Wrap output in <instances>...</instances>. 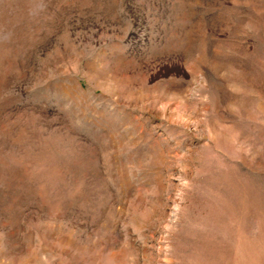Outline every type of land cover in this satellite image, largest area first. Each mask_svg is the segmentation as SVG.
<instances>
[{
  "label": "rangeland",
  "instance_id": "obj_1",
  "mask_svg": "<svg viewBox=\"0 0 264 264\" xmlns=\"http://www.w3.org/2000/svg\"><path fill=\"white\" fill-rule=\"evenodd\" d=\"M0 264H264V0H0Z\"/></svg>",
  "mask_w": 264,
  "mask_h": 264
}]
</instances>
